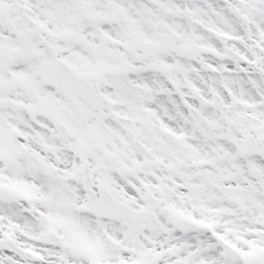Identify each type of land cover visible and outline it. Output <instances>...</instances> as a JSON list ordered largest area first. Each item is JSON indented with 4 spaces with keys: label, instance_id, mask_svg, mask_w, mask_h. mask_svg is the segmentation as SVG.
Masks as SVG:
<instances>
[{
    "label": "snow or ice",
    "instance_id": "snow-or-ice-1",
    "mask_svg": "<svg viewBox=\"0 0 264 264\" xmlns=\"http://www.w3.org/2000/svg\"><path fill=\"white\" fill-rule=\"evenodd\" d=\"M0 264H264V0H0Z\"/></svg>",
    "mask_w": 264,
    "mask_h": 264
}]
</instances>
